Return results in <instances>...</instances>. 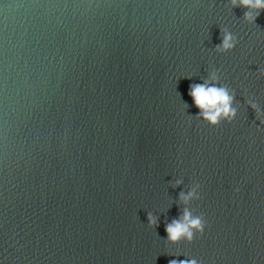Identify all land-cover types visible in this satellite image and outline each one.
Wrapping results in <instances>:
<instances>
[{"label":"water","instance_id":"1","mask_svg":"<svg viewBox=\"0 0 264 264\" xmlns=\"http://www.w3.org/2000/svg\"><path fill=\"white\" fill-rule=\"evenodd\" d=\"M246 11L0 0V264H264V10ZM213 76L236 109L214 127L188 95ZM185 207L205 230L170 242Z\"/></svg>","mask_w":264,"mask_h":264},{"label":"clouds","instance_id":"2","mask_svg":"<svg viewBox=\"0 0 264 264\" xmlns=\"http://www.w3.org/2000/svg\"><path fill=\"white\" fill-rule=\"evenodd\" d=\"M233 7L241 6L248 11L244 13V18L253 22L261 10H264V0H231ZM222 50H228L234 47L233 38L230 34L225 33L219 46ZM213 82L205 80L202 83H192L189 85L188 95L191 97L192 105L198 109L196 118L206 122L209 126H216L221 120L232 122L236 116V109L232 107L234 93H230L229 89L224 86H218ZM253 108L257 109V116H264L257 108V105L252 104ZM264 124V120H260ZM180 182L177 181V184ZM239 191V189H235ZM195 195L194 191H189L187 194L181 192L180 199L187 203ZM148 221L150 225L156 224L155 217L149 215ZM206 222L202 215H193L192 212L185 207L181 215L173 219L165 225L167 239L170 242H177L181 239L192 242L194 236L202 234L205 230ZM169 264H198L195 259L191 260H176L172 259Z\"/></svg>","mask_w":264,"mask_h":264}]
</instances>
